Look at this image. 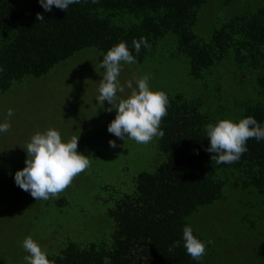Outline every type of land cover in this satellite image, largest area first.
I'll list each match as a JSON object with an SVG mask.
<instances>
[{
    "label": "trees",
    "instance_id": "1",
    "mask_svg": "<svg viewBox=\"0 0 264 264\" xmlns=\"http://www.w3.org/2000/svg\"><path fill=\"white\" fill-rule=\"evenodd\" d=\"M209 1L81 0L68 11L53 6L46 12L38 0H0L1 93L10 91L26 76L50 73L57 64L86 48L106 54L124 41L137 63H144L156 58L158 44L168 34L176 39L172 56L187 62L190 81L199 90L196 96L188 91H164L167 115L160 124L164 135L156 145L163 156L161 164L154 171L140 168L134 173L131 190L122 192L113 181L101 180L94 196L99 198V203L95 201L104 220L93 225L85 221L99 235L87 242L68 235L63 248L48 253L54 264H221L207 255L193 260L181 238L183 227L191 225L195 214L227 200L226 185H239L250 196L243 206L250 209L245 218L252 221L251 229L256 231L260 221L264 224V141L249 139L248 151L238 162L217 165L212 158L215 154L205 151L209 139L204 131L208 123L224 118L253 116L264 123V0L257 8H238L215 25L209 39H204L194 28ZM38 13L43 21L38 20ZM142 36L151 47H142L137 55L132 41ZM226 60L237 69L227 74L212 69ZM212 82L216 91L210 94ZM237 83L252 84L254 92L231 95ZM138 161L134 154L128 157L133 169ZM91 167L94 171L95 163ZM132 168L125 171L129 173ZM81 175L85 178L91 173ZM70 185L72 188L58 197L42 200L40 206L49 211L43 226L67 212H73L78 220L93 213L73 197L72 191H78L76 183ZM29 196L28 192L27 201L34 200ZM193 233L206 242L207 253L210 241L195 229ZM174 241H181V246L169 251ZM258 264H264V258Z\"/></svg>",
    "mask_w": 264,
    "mask_h": 264
},
{
    "label": "rangeland",
    "instance_id": "2",
    "mask_svg": "<svg viewBox=\"0 0 264 264\" xmlns=\"http://www.w3.org/2000/svg\"><path fill=\"white\" fill-rule=\"evenodd\" d=\"M228 1L210 0L201 9L194 28L199 38L209 39L215 25L232 16L238 8H257L263 2L236 0L229 4ZM175 40L173 34H168L158 44L154 59L150 58L144 63H122L118 79L125 91L118 93V96L126 98L130 92L126 82L145 74L150 75L149 83L153 90L188 91L198 95L199 90L190 81L187 62L172 56L176 49ZM103 54L95 48L83 49L57 64L50 73L41 77L26 76L22 81L15 82L10 91L0 92V121L7 119L11 123L10 130L0 134V264H26L24 257L28 253L22 242L28 236L46 253L58 252L70 234L78 241L95 240L99 231L91 229L89 223L100 224L105 217L103 211L99 210V198L94 196L99 192L98 183L101 180L113 181L122 192L131 190L134 173L140 168L154 171L161 164L163 156L156 147L159 137L148 144H138L107 131L116 112L114 109L111 112L106 110L110 107L107 101L101 107L96 100L104 74L103 69L99 68ZM212 69H221L227 74L230 69L237 68L231 60H226ZM212 84L210 94L216 91V85ZM240 85H235L230 91L231 95L242 92L250 95L254 92L252 84ZM8 109L14 113L10 118L6 115ZM48 128L58 130L64 141L79 137L78 151L90 160V167L83 173L91 175L83 178L79 173L75 176L72 181L76 183L78 193L73 189L72 193L82 205L92 208L93 213L78 220L73 212H67L63 218L55 217L54 221L52 219L43 226L48 209L40 206L42 200L27 201L28 192L15 184L14 175L25 167L26 145L31 136ZM109 141H115L116 146L111 147ZM90 151L98 155L95 157ZM131 154L139 159L134 169V163L128 162ZM92 163H95L94 171ZM127 167L132 168L131 172L125 171ZM71 188L69 185L65 191ZM224 192L227 200L203 208L202 212L190 219L191 226L210 241L211 247L206 255L214 263L258 264L264 258V234H261L264 233V224L260 221L256 231L251 229L252 221L245 218L250 209L243 206L250 196H246L239 185H226Z\"/></svg>",
    "mask_w": 264,
    "mask_h": 264
},
{
    "label": "clouds",
    "instance_id": "3",
    "mask_svg": "<svg viewBox=\"0 0 264 264\" xmlns=\"http://www.w3.org/2000/svg\"><path fill=\"white\" fill-rule=\"evenodd\" d=\"M43 10L51 12L53 6L68 11L70 5L79 4L81 0H38ZM93 3L98 0H92ZM40 21L44 17L38 13ZM148 50L151 45L146 37L132 41V48L139 55L141 49ZM99 63L103 69V77L99 84L98 103L103 107L107 101L110 105L106 110L116 112L115 118L108 124L107 131L116 137L129 138L138 144H148L154 138L163 137L160 128L161 120L167 115L168 97L166 93L153 90L149 81L150 75L145 74L134 81L126 82L130 90L126 98H121L118 93L125 91L118 77L122 63H137L136 56L132 54L124 41L113 45ZM3 69L0 68V71ZM13 110H7V117L13 116ZM11 128L9 120L0 121V134L7 133ZM205 137L209 139V146L205 151L214 153L217 165H230L238 162L242 155L248 151L247 142L255 139L264 141V123H260L253 116L239 119H218L215 123L205 126ZM79 137L62 140L61 134L55 128H48L43 132H36L31 136L26 145L25 167L16 171L14 181L22 190L29 192L37 200L47 201L58 197L79 173L90 167V160L78 151ZM115 147V141H109ZM198 154V153H197ZM182 241L188 255L193 260L199 261L206 255V242L193 233L191 225L182 229ZM22 246L28 253L24 257L26 264H54L48 259V253L31 237H26ZM181 246V241H174L169 246V251Z\"/></svg>",
    "mask_w": 264,
    "mask_h": 264
}]
</instances>
